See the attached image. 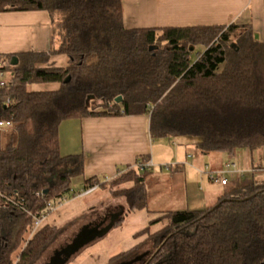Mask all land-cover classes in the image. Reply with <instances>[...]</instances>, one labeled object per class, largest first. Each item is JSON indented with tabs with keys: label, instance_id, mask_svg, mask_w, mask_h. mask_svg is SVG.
<instances>
[{
	"label": "trees",
	"instance_id": "1",
	"mask_svg": "<svg viewBox=\"0 0 264 264\" xmlns=\"http://www.w3.org/2000/svg\"><path fill=\"white\" fill-rule=\"evenodd\" d=\"M38 10L49 12L58 48L0 55V119L11 123L0 131V264H35L61 233L47 223L28 238L33 216L84 178V156L60 152L65 121L148 115L153 140L229 158L264 150V35L256 39L251 26L129 29L123 0H0V13ZM60 54L67 65L50 64ZM53 84L59 88L34 89ZM151 173L134 167L106 181L93 177L84 191L122 196L126 213L145 209ZM263 174L259 165L232 175L213 207L160 213L151 224L167 220L164 228L143 229L137 245L107 264H264ZM148 243L155 248L138 255Z\"/></svg>",
	"mask_w": 264,
	"mask_h": 264
},
{
	"label": "crops",
	"instance_id": "2",
	"mask_svg": "<svg viewBox=\"0 0 264 264\" xmlns=\"http://www.w3.org/2000/svg\"><path fill=\"white\" fill-rule=\"evenodd\" d=\"M123 10L124 23L129 29L236 24L249 25L256 33L264 35V0H123ZM58 46L49 12L0 13V55L49 53ZM67 62L62 54L50 60V64L57 67H65ZM58 88L56 84L34 86L35 90ZM169 140L173 142L169 148L164 141L158 142L161 157L157 156L148 115L72 119L59 128L61 154L84 156L83 182L93 177L104 178V181L112 179L148 158L154 169L147 182L160 180L165 187L153 201L152 210L160 213L202 211L215 206L225 192V189L219 192L217 186L226 188L231 176L229 184L223 186L211 175L215 177L228 163H234L241 171H251L259 165L264 167V161L260 162L264 150L259 153L243 150L236 163L235 157L229 158L224 153H203L182 140ZM162 164L172 165L168 175L163 172Z\"/></svg>",
	"mask_w": 264,
	"mask_h": 264
},
{
	"label": "rangeland",
	"instance_id": "3",
	"mask_svg": "<svg viewBox=\"0 0 264 264\" xmlns=\"http://www.w3.org/2000/svg\"><path fill=\"white\" fill-rule=\"evenodd\" d=\"M204 48L199 47L197 51L203 52ZM196 55L192 56V60H195ZM5 76H0V81L5 80ZM164 141V144L167 148L172 147L173 142L169 139H156L154 142V151L155 154L161 157V153L158 150V142ZM241 151V152H240ZM235 156V162H239V155L242 154L243 150H240ZM259 152H263L260 150ZM258 152V153H259ZM261 154V153H260ZM259 155V154H257ZM244 157V155H243ZM264 161V157H262V162ZM261 163V164H262ZM163 172L168 175L170 167L172 165L162 164ZM121 170H125L122 168ZM158 170V166H157ZM104 181V178H101ZM152 181V182H150ZM146 183V191L147 193V207L145 209L134 210L133 212L126 213V216L123 220H121L118 224H116L113 229L103 238L98 239L96 242L86 246L83 250H81L78 254H76L68 264H107L110 258L115 255H118L124 251H128L138 244V240H136L135 235L142 231L143 229L150 227V232L154 233L167 224V220L162 221L157 224H151L152 221L156 220L160 217V212L155 211L153 208V201L157 199L165 188L160 180L153 181L150 180ZM217 185V184H216ZM119 186L115 188L117 192H119ZM219 192H223L225 187L217 186ZM118 189V190H117ZM84 182L82 178H76L72 183V191L68 196L70 199L63 206L56 208L55 211L51 212L47 219L43 222V225L49 224L58 229H61V233L57 237V239L46 249L45 253L42 255L40 260L35 264H45L49 257L53 254L55 250H57L62 245L69 243L75 235L78 233L80 228L95 220V218L99 215H104L109 212V209H118L120 206H123L124 209H128V205L126 204L125 199L122 196L110 197V192L107 189H96L91 193L85 194L83 196L77 197L73 199V195L76 193H84ZM58 203V200H56ZM55 203V202H53ZM56 203V204H57ZM103 203L100 207H96V205ZM145 239V236L140 238L139 240ZM155 247L151 244H145L140 249V254L153 250ZM19 252H16L13 255V259H16Z\"/></svg>",
	"mask_w": 264,
	"mask_h": 264
},
{
	"label": "water",
	"instance_id": "4",
	"mask_svg": "<svg viewBox=\"0 0 264 264\" xmlns=\"http://www.w3.org/2000/svg\"><path fill=\"white\" fill-rule=\"evenodd\" d=\"M255 37L256 39H259L260 35L256 33ZM191 50L193 49L191 48ZM17 63L18 59L14 57L12 64L16 65ZM90 100L91 97L88 98L87 102H89ZM116 102L121 103L122 97H118L116 99ZM45 194H48L47 190L45 191ZM113 210H115V213L102 222L83 225L75 235V237L72 239V241L62 247L61 250H58L50 258V262L48 264H68V262L86 246L96 242L98 239L105 237L113 229L120 218L126 216V211L123 207ZM142 258L143 256L135 259L133 262L139 261Z\"/></svg>",
	"mask_w": 264,
	"mask_h": 264
},
{
	"label": "built area",
	"instance_id": "5",
	"mask_svg": "<svg viewBox=\"0 0 264 264\" xmlns=\"http://www.w3.org/2000/svg\"><path fill=\"white\" fill-rule=\"evenodd\" d=\"M3 84H4V82L0 81V87ZM9 102H10L9 100H6V105H9ZM10 126H11V123L9 121H3L0 119V131L4 130ZM135 167L140 171H152L154 169V164L150 160L146 161V162H140L139 161ZM246 172H248V171H241V170L237 169V167L234 163H228L222 171H220L216 174L215 177L213 175H211V178L214 181L222 184L223 186H226L229 184V177L230 176H232V175L243 176ZM96 188H97V186L84 191V193H77V194L75 193L73 195V199L80 197V196H83L85 194L91 193L94 190H96ZM0 196H1V192H0ZM69 200L70 199H68V198H64V199L58 201V203L56 202L57 204L51 202L47 206L46 213H42L41 216L34 215L33 216V227H32L31 233H30L28 238L29 239L32 238L34 233L43 225V222L47 219L49 214L56 210L57 206L61 207L65 203H67Z\"/></svg>",
	"mask_w": 264,
	"mask_h": 264
},
{
	"label": "flooded vegetation",
	"instance_id": "6",
	"mask_svg": "<svg viewBox=\"0 0 264 264\" xmlns=\"http://www.w3.org/2000/svg\"><path fill=\"white\" fill-rule=\"evenodd\" d=\"M115 213V210H111V209H109V212H107L106 214H104V215H99V216H97L96 218H95V220L94 221H92V222H89V223H98V222H102L103 220H105L106 218H108V217H111L113 214ZM88 223V224H89ZM72 241V240H71ZM70 241V242H71ZM69 242V243H70ZM66 244H68V243H66ZM65 244V245H66ZM65 245H62L61 247H59L57 250H55L54 252H53V254L49 257V259H48V261L45 263V264H48L49 262H50V258L58 251V250H61V248L62 247H64ZM141 260H143V258L141 259Z\"/></svg>",
	"mask_w": 264,
	"mask_h": 264
}]
</instances>
